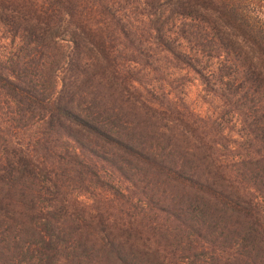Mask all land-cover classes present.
<instances>
[{
    "label": "trees",
    "instance_id": "obj_1",
    "mask_svg": "<svg viewBox=\"0 0 264 264\" xmlns=\"http://www.w3.org/2000/svg\"><path fill=\"white\" fill-rule=\"evenodd\" d=\"M0 264H264V0H0Z\"/></svg>",
    "mask_w": 264,
    "mask_h": 264
},
{
    "label": "rangeland",
    "instance_id": "obj_2",
    "mask_svg": "<svg viewBox=\"0 0 264 264\" xmlns=\"http://www.w3.org/2000/svg\"><path fill=\"white\" fill-rule=\"evenodd\" d=\"M198 90H199V88H195V86H192L191 88H189L191 98L195 97V95L198 92Z\"/></svg>",
    "mask_w": 264,
    "mask_h": 264
}]
</instances>
